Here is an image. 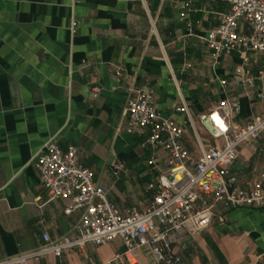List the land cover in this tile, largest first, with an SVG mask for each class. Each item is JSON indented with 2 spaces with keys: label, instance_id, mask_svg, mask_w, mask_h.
I'll return each mask as SVG.
<instances>
[{
  "label": "crops",
  "instance_id": "crops-1",
  "mask_svg": "<svg viewBox=\"0 0 264 264\" xmlns=\"http://www.w3.org/2000/svg\"><path fill=\"white\" fill-rule=\"evenodd\" d=\"M229 9L226 0H0V261L34 253L29 264H102L124 250L115 238L82 252L37 253L45 233L73 237L82 212L48 199L35 159L52 139L63 151L75 146L122 214L142 209L156 174L143 146L148 130L126 129L132 90L154 92L193 159L220 143L199 114L225 99L239 101V121L264 110L262 82H241L264 69V53L215 57L204 41ZM240 29L250 33L244 22ZM182 103L188 114L176 110ZM231 172L241 185L264 174V138L240 147ZM215 214L174 245L182 264H264V208L218 203ZM135 258L156 264L146 246Z\"/></svg>",
  "mask_w": 264,
  "mask_h": 264
},
{
  "label": "built area",
  "instance_id": "built-area-1",
  "mask_svg": "<svg viewBox=\"0 0 264 264\" xmlns=\"http://www.w3.org/2000/svg\"><path fill=\"white\" fill-rule=\"evenodd\" d=\"M226 1L229 11L221 14L219 24L209 29L204 39L208 49L215 57L233 51L245 59L250 53H264V0ZM243 22L250 33L240 29ZM256 78L262 82L258 96L264 99V69L256 77L245 75L241 82L253 85ZM96 90L94 87V95ZM176 110L188 114L185 103ZM239 112L238 100L225 99L199 114L202 126L220 143L202 149L193 159L183 143L182 126L157 109L154 92L132 90L126 101V129L148 130L143 146L151 150L148 165L156 178L147 186L152 193L148 203L127 214L109 199L108 189L95 182L93 171L80 161L75 146L63 151L55 139L48 141L35 159L48 199H67V212L82 213L73 237L50 241L45 233L43 238L48 243L37 253L82 252L87 244L99 246L120 238L124 250L102 264H135V251L143 246L156 264H182L174 245L186 239L190 227L194 231L206 228L216 217L218 203L231 208H264V174L241 185L231 172L240 147L264 138V110L242 121L234 119ZM217 219L224 222L223 217ZM33 255H19L0 264H29ZM85 264L94 263L88 260Z\"/></svg>",
  "mask_w": 264,
  "mask_h": 264
}]
</instances>
